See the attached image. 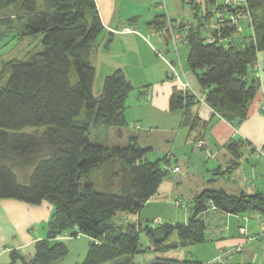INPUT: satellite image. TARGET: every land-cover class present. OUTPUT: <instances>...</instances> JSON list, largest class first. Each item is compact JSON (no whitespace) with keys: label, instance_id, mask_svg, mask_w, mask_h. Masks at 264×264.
<instances>
[{"label":"trees","instance_id":"16d2710c","mask_svg":"<svg viewBox=\"0 0 264 264\" xmlns=\"http://www.w3.org/2000/svg\"><path fill=\"white\" fill-rule=\"evenodd\" d=\"M40 1L0 0V13L17 4L29 35H43V50L27 61H11L7 82L0 85V201L52 205L48 235L36 242L34 257L27 260L12 251L13 264L19 258L26 264L62 260L69 254L59 242L64 233L90 238L81 264H137L136 255L147 252L141 242L143 234L150 241L149 250L154 251L208 241L204 212L212 206L225 213L264 215V193L238 196L219 189L205 191L189 202L190 214L184 223L154 227L128 221L127 216L138 215L157 194L165 178L176 174L165 166H179L171 164L168 155L150 160L152 148L142 147L134 133L127 146L111 148L89 137L92 124L117 129L119 137L123 129H130L126 100L135 87L123 69H117L105 78L101 95L96 98L93 94L97 71L92 57L105 30L95 0ZM248 3L253 17L250 33L225 27L220 38L213 31L217 39L207 42L205 30L190 27L185 36L187 63L206 103L235 127L247 118L261 86L254 67L264 50V0ZM189 4L193 13L201 12V4L195 0ZM212 8L205 10L211 14ZM176 21L157 14L150 24L158 32H169L168 26ZM228 37L231 40L225 42ZM112 42L109 36L105 46ZM197 102L198 96L190 89H175L170 109L182 111V124L195 129L200 119L192 114V106ZM247 144L246 139L238 138L227 146L234 157L229 172L239 166ZM251 149L264 151V147ZM19 170L26 172L24 178ZM96 170L100 172L94 180L91 175ZM119 212L125 216L118 223L114 218ZM174 233L178 240L169 243ZM160 260L164 264H204Z\"/></svg>","mask_w":264,"mask_h":264},{"label":"crops","instance_id":"0c3cea01","mask_svg":"<svg viewBox=\"0 0 264 264\" xmlns=\"http://www.w3.org/2000/svg\"><path fill=\"white\" fill-rule=\"evenodd\" d=\"M95 1L105 30L97 40V47L93 57L101 51H103L102 56L110 54L111 51H113V47L115 48L117 44H121V48H124L125 51L128 52L130 35L137 36V38L147 41L148 46H150L147 38L150 34L151 36L155 35L157 38L161 39V37L167 32H158L155 26L150 24L152 19L157 14H165L168 19L177 18V12L174 11L173 8H176L177 6L184 7L187 3L189 4V0H164L162 3L157 2L160 0ZM217 1L218 0H216V4H218ZM195 2L201 4L204 9L207 6L213 7V0H195ZM190 7L192 8L191 5ZM134 19L136 21H134ZM125 27L133 28L134 32L124 33L123 30ZM168 28L171 29V26H168ZM176 31L180 38L179 41L177 40L176 48L173 49L174 51H171V44L165 46L166 43L163 41L165 56L169 57L171 55V57L168 59L165 58L166 63L162 66V68L155 69L153 67L149 69L148 73L145 74L143 84L139 87V89H141L135 103L129 105L132 112L139 111V113L136 118L134 116L133 120H130L132 121L130 129L127 128L122 130L121 140H124L126 143L125 145H128L130 143L131 134H137L139 136V144L142 147L152 148V151L154 152L155 146L151 143L150 139H152L158 131L162 134L161 138L164 140V146L160 150L162 151V154L159 155H168L171 158V164L179 166L180 171L174 175V178L172 176L165 178L161 183L157 194L146 203L138 215L133 216L134 220H131L130 218L132 215L127 216L128 221H139L144 224L148 223L151 216L146 213L145 208H149L152 204H159L163 202L162 199L164 194L168 190L167 185H170V183L176 184L174 181L176 180L178 185L177 188H180L181 184H185L191 179L193 174V165L190 167L193 159L192 156L203 154L202 151L199 152V149L196 148V143L199 140H204L207 144L205 149L208 153H204L211 158L209 159L210 161L207 162L208 164L210 162L212 163L209 167L217 164V168L215 170L208 168L207 171H216L215 174H217L219 178H210L206 180V176H203L200 181L190 187V191L188 193L182 192L180 195H186L189 202H192L190 199L194 201L199 195L210 190L224 189L229 194L238 196L264 193V173L262 174V172H256L260 166L258 165L259 162L263 163V159L260 155H258V153L251 149V147H264V50L259 52L257 63L254 67L255 74L261 83L260 89L250 105L247 118L235 127L231 122H228L215 113L206 103L198 81L189 69V66L186 69L181 58V47H188L185 39L187 29H178ZM109 36L113 38V42L109 47H106L105 45ZM175 52L179 55L178 61L172 56ZM94 58H96V56ZM96 63L98 64V62ZM93 64L96 66L95 62H93ZM112 64V62H108L109 70L101 80L102 85L108 75L112 74L117 69H124L120 68L118 65L116 66L117 68H115ZM171 65H174L176 68L180 79H172L168 77L172 68ZM125 69L127 68L125 67ZM125 69L124 71L129 79V72ZM190 74L193 75V80L189 78ZM130 78L133 80L132 76H130ZM183 83H189L190 90L200 97L199 102L192 106V114L195 116L197 114L200 119V123L195 129H191V127L184 126L182 124V111H171L170 109V100L173 91L175 89H183ZM134 119H136V121ZM144 128L147 130H144ZM143 135L146 136V140L148 141V144H146L147 146H143L141 144ZM157 135L159 136V134ZM238 138L246 139L248 144L242 150L243 152L242 157L240 158L239 166L229 172L228 168L234 157L229 152L227 146L233 139ZM148 157L150 160H156L155 158H150L149 155ZM252 175H254V178ZM226 176L229 178V180H227L229 184L230 180L233 183L229 186H226L225 184H223V186L225 185L224 187L220 186ZM232 178L235 179L233 180ZM218 182L219 186L217 185ZM176 191L179 192L178 189ZM186 211L189 216V211ZM51 212L52 205L47 202L38 206H31L14 200L0 201V249H2V252L5 250V243L9 239V235H7L8 232L18 233V229L25 230L34 222L44 219L48 220ZM254 213L256 215H254ZM254 213L252 214V218L255 219V222H253L254 224L252 225L249 224L248 227L251 235L260 232L263 225L260 218H258L259 216H257L258 212ZM204 218L207 222V237L209 239L206 242H212L214 249V254H212L213 256L211 259L215 258L216 255H219L223 249L231 248L237 244H243L244 251L240 254L241 260L236 262L237 264H247L253 262L258 263L264 260V253L262 255V260H258L259 255L257 252H249V248L252 246V251L254 249H259V247L264 251V242L261 240L246 242L245 238L239 232V226L242 225L243 222L247 223L250 221L249 216H246V214L225 213L217 209L209 208L206 212H204ZM221 226L223 227L220 235L214 236L211 232ZM22 234L23 233H21V235ZM23 237L25 238L23 243H26V241L30 239L29 234ZM256 244H258V246ZM162 258L165 257L156 256V258H149V260H146V263L164 264V262L160 260ZM194 261L203 263V261L199 260ZM136 263L144 264L139 262Z\"/></svg>","mask_w":264,"mask_h":264},{"label":"rangeland","instance_id":"374dc122","mask_svg":"<svg viewBox=\"0 0 264 264\" xmlns=\"http://www.w3.org/2000/svg\"><path fill=\"white\" fill-rule=\"evenodd\" d=\"M164 0H160L157 2L162 3ZM188 1V0H187ZM190 1V0H189ZM224 0H218L217 3L221 4ZM167 2V1H166ZM39 3L41 1L39 0ZM201 12H198V15L193 13V8L190 7V5L187 3L184 7L177 6L176 8H173L174 11L177 12V20H182L179 30L187 28V30L191 27V24L195 27H198L196 25L199 24V14H203L206 10L204 7L200 6ZM205 10V11H204ZM20 16V9L19 6L12 5L5 10H3L0 13V85H3L7 82L8 79V66L11 61L14 60H24L27 61L31 59L36 53L43 50L42 45V38L43 35H29L25 22L21 19ZM171 26V25H170ZM172 30L169 32H166L165 35L161 37V39L157 38V36H151V34L147 37L149 45L147 44V41L137 38V36L130 35L129 37V51H125V49L121 48V44H117L115 48L113 47V51H111L110 54H107L106 56H102L103 51H101L99 54H96V58L93 57V62H95L97 66V73L93 84V94L96 98H98L101 95L102 92V78L106 74L108 69V62H112V66L117 68L116 66H120V68L125 67L129 72V79L132 82L135 89L131 91L129 94L127 100H126V116L128 117V120H133V117L138 116L139 111L132 112L130 110L129 105L135 103L137 96L139 95V87L143 84V80L145 77V74L148 73L150 68H162V66L165 65V58H170L165 56L164 53V45L163 41L166 43L165 46L171 44V51H174L173 49L176 48L177 40L179 41L180 36H178L177 31L173 30L174 26L172 25ZM177 29V30H178ZM170 32H173L170 33ZM250 29L246 28L245 33H250ZM169 37V38H168ZM168 38V39H167ZM159 39V40H158ZM162 40V41H161ZM174 47V48H172ZM156 51V52H155ZM180 54L182 61L187 69L188 63H187V57L189 54V48L181 47ZM159 59H158V57ZM173 58H175L177 61L179 60V55H177V52H175L173 55ZM98 62V64L96 63ZM95 66V65H94ZM95 66V67H96ZM123 69V71H124ZM188 71V70H187ZM125 72V71H124ZM189 72V71H188ZM126 74V72H125ZM127 76V75H126ZM130 76L133 77V80L130 78ZM191 80L194 79L193 75L190 74L189 77ZM131 118V119H130ZM136 121V119H134ZM132 124V121H130V126ZM28 131L33 130L32 128L26 129ZM144 130H147L144 128ZM119 130L116 129H105L100 127H94L93 124L89 131V137L94 142H100L103 143L104 146L107 148H111L113 146H127L125 145V141L121 140V136L118 135ZM159 134V136L157 135ZM162 134L158 131L156 134L150 139L151 143L155 146L154 152L151 151L149 154L150 158H160L159 154H162L160 151L161 148L164 146V140L161 138ZM200 141V140H199ZM141 144L143 146H147L148 141L146 140V136L143 135V139ZM199 152H203V154L200 155H193L192 161L190 164V167H192V177L190 180L187 181V183L181 184L180 188H177V181H175L176 184L170 183V185H167V192L164 194L163 202L159 204H152L149 208H145V211L148 215H150V220L148 223L152 224L154 227L165 225L167 223H184L187 218V209L185 206H178L177 202L181 201L184 204L189 203L188 197L186 195H180L183 193H188L190 191V187L193 186L196 182L200 181V179L203 178V176H206L207 179H213V178H219L217 174H215L216 171H207L208 168H212L215 170L217 168L216 165H212L209 167L211 162L208 164L207 162L210 161V157L207 156L208 153L206 152V149L198 150ZM198 152V153H199ZM205 152V153H204ZM154 160V159H153ZM262 160V159H261ZM262 162H259L258 170L256 172H262L264 173V160ZM213 162V161H212ZM214 166V167H213ZM99 170H96L92 173L91 177L95 180V178L99 175ZM19 174L21 178H24L26 176V172L19 170ZM195 175V176H194ZM254 175H252L253 177ZM195 177V178H194ZM174 178V176H173ZM254 178V177H253ZM97 179V178H96ZM233 180L235 178H232ZM229 178L226 176L225 180L221 183L225 184L226 186L231 185L233 182L230 180V184L227 181ZM232 180V181H233ZM219 182L217 183V185ZM97 185V184H96ZM174 185V186H173ZM180 185V184H179ZM224 185V186H225ZM219 186V185H218ZM223 186V187H224ZM98 187V186H97ZM179 190L177 192L176 190ZM177 192V193H176ZM177 197V198H176ZM193 201L192 199H190ZM160 214H159V213ZM254 212H247L245 213L246 216H249V222H243V225H247L249 227V224H254L255 219L252 218V214ZM254 215H256L254 213ZM125 214L119 212L116 217L114 218V221L120 222ZM257 216H260V214L257 213ZM131 220L133 219V216L130 217ZM257 218V217H256ZM259 218V217H258ZM146 222V221H144ZM48 220H40L37 222H34L26 228L25 230H19L18 233H7L9 235V239L5 243V250L2 252V249H0V264H13L12 262V251H16L21 256L27 258V260H30L32 257H34L36 252V242L40 239L46 238L48 235ZM145 225V224H144ZM23 226V225H20ZM13 228V227H12ZM20 233V234H19ZM21 233H23L21 235ZM14 234V235H13ZM30 236V239L26 241V243H23L25 241V238L23 236L28 235ZM178 235L174 233L171 238L168 240L169 243H173L174 241L178 240ZM33 240V241H32ZM60 243H63L68 249L69 254L63 258L62 260H59L55 262L54 264H81L84 259L87 256L88 247L90 243V238L85 235H80L79 237H72L70 233H64L62 238L59 241ZM141 242L143 243V249L147 251L146 253L137 254L135 257V261L139 263H146V260H149V258H156L157 257H165L169 259H183V260H199L203 261L204 264L213 263L218 255H216L215 258L211 259L214 254V249L212 246V242H206L201 244H195L188 247H179V248H171L170 250H161V251H154L149 250V247L151 246L150 241L146 234L141 235ZM27 244V245H23ZM258 246V244H256ZM1 246V243H0ZM4 247V245H3ZM253 247V246H252ZM252 247L249 248V252H257L259 255L258 260H262V255L264 253L263 250L260 249H254L252 251ZM241 260V256L238 255L236 258L232 260L234 264H237ZM14 264H26L22 258H19L16 260ZM114 264V263H109Z\"/></svg>","mask_w":264,"mask_h":264},{"label":"built area","instance_id":"2783aa9c","mask_svg":"<svg viewBox=\"0 0 264 264\" xmlns=\"http://www.w3.org/2000/svg\"><path fill=\"white\" fill-rule=\"evenodd\" d=\"M223 7L220 8L219 3L213 6L212 13L208 14L210 11H205L203 14H199V24L196 25L198 28L205 30L207 32V42H214L218 38L221 37V31L225 27H237L238 30L243 33L246 28H249L250 31H253V17L250 11L248 0H224L221 3ZM182 20H177L176 23L173 24V30H177L180 27ZM191 27H195L191 24ZM172 30V27H171ZM213 31H217V36L213 33ZM124 33H131L134 30L131 27H125L123 30ZM173 34V32H172ZM231 38L228 37L224 39V41H230ZM171 71L168 76L172 79H180L179 75L173 65H171ZM183 89H190L189 83L182 84ZM194 93V92H193ZM200 99V97L198 96ZM264 112V108H263ZM196 145L198 147H206L207 144L204 140L197 141ZM258 155L262 157L264 160V151L261 149L257 150ZM169 169L172 173H177L180 171V167H174L173 169L165 166V169ZM178 206H185L187 209L190 208V203H183L181 201L177 202ZM213 209H216L215 206H212ZM263 225L261 227L260 232L251 235L249 233V229L247 225H240L239 232L245 238L246 242H252L255 240H261L264 242V215L259 216ZM221 227H217L213 232H211L214 236H219L221 233ZM244 251L243 244H237L231 248L223 249L220 254L216 257L213 263L208 264H233L232 260L240 255ZM243 264V263H238ZM246 264V263H245ZM247 264H264V260L258 263H247Z\"/></svg>","mask_w":264,"mask_h":264}]
</instances>
